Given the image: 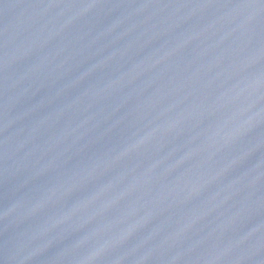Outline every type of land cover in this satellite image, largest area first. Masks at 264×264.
I'll use <instances>...</instances> for the list:
<instances>
[{"label":"water","instance_id":"water-1","mask_svg":"<svg viewBox=\"0 0 264 264\" xmlns=\"http://www.w3.org/2000/svg\"><path fill=\"white\" fill-rule=\"evenodd\" d=\"M261 0H0V264H254Z\"/></svg>","mask_w":264,"mask_h":264}]
</instances>
